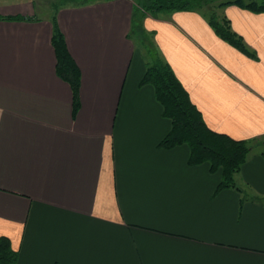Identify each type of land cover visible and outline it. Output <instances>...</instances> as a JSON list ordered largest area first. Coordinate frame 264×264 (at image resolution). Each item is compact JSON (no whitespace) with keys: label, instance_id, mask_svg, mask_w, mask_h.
Returning a JSON list of instances; mask_svg holds the SVG:
<instances>
[{"label":"crops","instance_id":"obj_1","mask_svg":"<svg viewBox=\"0 0 264 264\" xmlns=\"http://www.w3.org/2000/svg\"><path fill=\"white\" fill-rule=\"evenodd\" d=\"M219 1V0H218ZM217 1V2H218ZM135 0H0V235L14 264H264V11L147 13L146 31L206 125L253 140L235 186L189 164L131 36ZM54 22L80 71L55 70ZM140 22V20H139Z\"/></svg>","mask_w":264,"mask_h":264},{"label":"trees","instance_id":"obj_2","mask_svg":"<svg viewBox=\"0 0 264 264\" xmlns=\"http://www.w3.org/2000/svg\"><path fill=\"white\" fill-rule=\"evenodd\" d=\"M209 2L210 0H137L132 14L131 36L144 49L146 56V68L140 83L152 84L155 97L162 105L163 115L171 120V128L159 145L172 147L181 143L187 144L190 149L189 164L208 162L211 172H220V180L215 189L218 191L235 186V174L245 162L253 140L236 139L206 125L201 112L191 101L171 66L161 57L152 39L153 31H146L141 25V19L147 13L198 10L208 7ZM231 3L260 12L264 11V0H219L204 13L209 25L220 38L245 54L254 56L242 36L231 28L230 20L216 11V8ZM51 41L56 56V73L70 84L73 109L76 110L80 71L55 22ZM17 259L18 249L11 245L7 236L0 235V264H14Z\"/></svg>","mask_w":264,"mask_h":264},{"label":"rangeland","instance_id":"obj_3","mask_svg":"<svg viewBox=\"0 0 264 264\" xmlns=\"http://www.w3.org/2000/svg\"><path fill=\"white\" fill-rule=\"evenodd\" d=\"M56 1V0H55ZM217 1L218 0H210V2L207 4V6L209 7V8H213L214 6L213 5H215L216 3H217ZM256 1H263V0H256ZM135 3H137V0H135ZM145 42L147 43L148 41L147 40H145ZM151 42V41H150ZM149 42V43H150ZM137 43V42H136ZM136 45H138V43L136 44ZM139 46V45H138ZM140 47V49H142V51L144 52V49L143 48H141V46H139Z\"/></svg>","mask_w":264,"mask_h":264}]
</instances>
